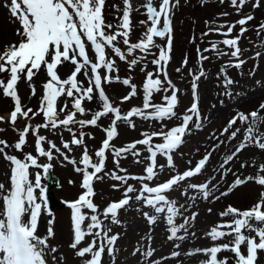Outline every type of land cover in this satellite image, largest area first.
I'll use <instances>...</instances> for the list:
<instances>
[{"label":"snow or ice","instance_id":"snow-or-ice-1","mask_svg":"<svg viewBox=\"0 0 264 264\" xmlns=\"http://www.w3.org/2000/svg\"><path fill=\"white\" fill-rule=\"evenodd\" d=\"M220 2L223 3L224 0H220ZM246 3L247 0H230L231 6L237 12ZM105 4L106 0H10L6 5L14 20L19 22L20 27L16 29L15 34L20 39L18 42L5 45L3 50H0V74L7 75L6 82L4 79H0V90H2L4 97H10L13 101V108L7 121L3 116H0V122L12 125L13 130L18 132V140L14 145H9L7 141L0 139V155L10 166L7 176L8 184L0 182V264H47L46 257L49 254H53L52 260L57 262V257L54 254L58 249L48 244V240L55 236L54 219L47 221L45 235L38 234L39 218L43 212L47 211V199L41 181L46 178L49 169L53 167L50 162L55 158L54 152L74 166L77 165V161L62 152L52 141H47L48 149L46 150L43 146L46 137L38 134L40 128L57 129L60 126L65 127L72 134V139L70 143L62 141V147L71 151L70 144L84 145V133L81 132L77 137L69 125L78 124L81 128L98 126V121L102 117L111 115L110 124L103 128L105 138L94 152L96 162L93 161L85 145L78 161L80 166L74 168L77 173H82V180L79 185L82 192L77 199L65 201L71 210L72 241L69 247L74 250L76 257H89L83 259L82 264H102L105 252L114 264L119 234L110 235L111 229L105 227L104 220L110 219L113 224L120 223L118 210L129 205L132 199L129 196L130 193L137 192L134 197L135 200L152 209L154 213L152 215L148 212L143 213L149 225L155 224L158 217H163L168 226L167 239L169 241L185 240L189 222L194 221L198 215L193 213L190 217H184L183 223L177 224L176 218L181 214L180 207L166 193L172 191L181 182L199 175L209 161L211 153L199 159L194 167L170 175L167 180L156 183L155 186H150L149 183L144 182L155 180L165 167L173 169L175 166L172 153L183 143V138L190 131V123L195 119V127L199 129L202 126L198 98V81L205 76L202 65L198 72L189 70V75L192 77V103L182 114H177L175 111L179 102V89L172 84L167 73L173 39L172 9L178 6L179 0H160L158 8L154 6L153 0H145L141 7L144 9L143 14L146 15L147 19L140 21V23L148 26L136 43H130L129 40L131 32L130 15L133 10L131 0H122V16L119 18L120 22L115 25L117 31L111 33L105 31V29L110 30L114 27L104 20L103 9ZM258 6L259 0H256L253 7ZM113 7L118 6L113 5ZM222 15H227V13H222ZM252 19L251 15H247L236 21V24L241 26L239 36L225 38L219 42L231 48L230 53L221 51L217 42H211L208 48L203 49V52H216L218 56L230 55L232 58V61L221 68L220 74L224 77L223 84L226 89L224 95H230L227 89L234 83L227 76V69L230 67L240 68L244 63L240 59L241 50L238 41L239 37L247 31L243 26ZM223 27H227V32H221ZM234 27L235 25H217L209 27L208 31L201 35L208 36L211 33H216L228 37L233 32ZM260 28L264 29V25H261ZM118 37L123 38V44L127 46L129 56L133 55L136 50L144 54V56L127 61L129 70L137 65L140 59H144L152 48H158V55L151 61L156 66V71L155 73L147 72L142 84V106H134L124 114L119 107L110 102L102 87L104 83L113 82H120L129 87L130 91L121 98V104L137 96V86L131 84L129 78L121 81L118 76L110 75L115 71V61L108 58L106 48L111 49L113 55L121 61H126L125 53L114 43ZM154 38L166 39L167 43L164 46L156 45ZM89 45L94 53V61L88 55L87 46ZM197 52L201 62L208 59L200 49H197ZM259 55L260 53H256L257 57ZM65 63L74 67L70 74L62 79L58 74V67L65 65ZM186 65L187 58L182 61L181 67ZM42 68L46 72L47 80L42 85L43 95L40 99V106L36 111L31 108L25 110L18 95V83L21 78H24L28 82L31 94L35 95L36 89L32 81ZM101 69L105 70L104 75L101 74ZM176 71L180 72L181 68H177ZM81 74L87 78V87H83V82L78 80V76ZM160 76H163V80L159 78ZM165 83L167 87H165ZM161 92L164 93L161 97L162 103H153V94ZM169 92L170 95H168ZM94 94L98 96L100 101L99 110H96L90 119L77 120V113L83 116L87 111H90L83 107L82 102L85 100L92 101ZM62 96L71 98V110H69L67 103L58 108V99ZM30 113L32 116L42 114L44 123L36 125L35 128L26 124L22 130L15 129L14 126L18 118H30ZM61 113H66L63 119L59 118ZM133 118L155 121L175 118L180 123L171 128L162 125L159 131L142 132L141 139L129 142L123 147H115L111 142L119 135L118 122L123 121L127 127L135 129L136 125ZM237 121L247 125L243 140L231 154L226 156L221 165L222 168L249 145L264 150V131L260 130V126L264 124V103L260 104L257 110L248 114L238 112L228 121L221 134L223 135L232 129ZM239 132L240 129L236 128L231 132L229 139H235ZM30 133L35 137L36 155L31 152L23 153V148L27 144L26 137ZM154 138H159L161 142L153 143ZM137 145H143L148 153L144 158L147 161L144 167L145 174L129 176L126 174L127 169L120 167V160L131 154L134 162L141 163L142 161L139 159L141 152ZM9 147L21 152L23 159L9 154L6 151ZM108 152H111L113 156L116 169L119 172H124L125 175H119L117 171L105 172L106 153ZM158 154L165 158L166 165L157 164ZM39 157L46 158L48 162L38 163ZM189 163L191 164V162ZM33 167L42 170L36 172L34 181L30 179L31 173L29 171ZM244 167L246 165L242 163L241 168ZM101 173L110 175L111 179L123 184H126L129 179L141 181L140 188L137 190L132 185H127L123 198L110 202L100 212L92 198L96 194L93 187L94 182L104 179V176L100 175ZM247 182H254L264 187V164L259 166L254 176L244 178L237 176L232 185L229 186L228 191L221 193V195H227L232 189ZM69 183L74 182L69 180ZM112 187L117 188L118 185L114 184ZM187 188L199 192L204 199H208L211 195L210 183L207 181L200 184H188ZM37 189L39 195L36 194ZM181 195H187V193L181 191ZM48 215L51 216V213L48 212ZM219 215L222 222L214 224L205 232V236L213 242L224 240L226 237H231L230 240L224 243H214L208 247L195 248L184 253L172 251L170 258L175 259L183 254L189 257H206L201 259L198 264H257L258 252L264 251V191L260 192L257 202L250 208L240 210L229 205ZM101 216L104 219H101ZM224 217H231V219L224 221ZM245 231L254 233V235H245ZM181 232L185 234L179 235ZM86 237H92L91 241L86 246L79 247ZM148 240L151 241L150 236ZM242 246H246V254L242 251ZM173 247L180 249L181 245L174 244ZM223 251H228L233 256L220 258L218 254ZM137 254L144 258L145 264H148L154 255V249L150 246L136 248L132 255ZM63 260L64 257L60 256L59 261L62 262ZM151 264H160V262L151 261Z\"/></svg>","mask_w":264,"mask_h":264},{"label":"rangeland","instance_id":"rangeland-1","mask_svg":"<svg viewBox=\"0 0 264 264\" xmlns=\"http://www.w3.org/2000/svg\"><path fill=\"white\" fill-rule=\"evenodd\" d=\"M10 0H0V50H3L5 45L13 42H18L20 37L15 34L16 29L20 27L19 22L15 21L11 16L6 5ZM145 0H131L132 12L130 15L131 19V32L129 35L130 43H136L142 34L146 31L148 25H142L140 21L147 19L146 15L143 14L144 9L141 5ZM160 0H153L154 6L159 7ZM213 2L212 5H210ZM256 0H247V3L237 12V10L231 6L230 0H224L223 3L220 0H179L178 6L172 9L171 27H173V45L170 52V61L167 65V73L172 84L179 89L178 92V105L175 109L177 114L184 113L185 109L190 107L192 103V89L191 82L192 77L189 75V70L198 72L201 65L205 72V76L198 81V98H199V111L202 117V126L197 129L195 127V119L190 123V131L183 138V143L172 153L174 168H164L158 177L151 181H144L149 183L150 186H155L156 183L167 180L170 175L181 173L189 167H194L195 163L201 159L204 155L211 153L210 159L207 162L202 172L188 180L181 182L180 185L175 187L172 191L166 193V195L177 202L180 207L181 214L176 218V223H183L184 217H190L193 213L198 214L194 221H190L188 224V233L192 244L196 246L197 241L195 237L198 235L194 231H207L214 224L222 222V218L219 213L226 209L227 206L231 205L240 210H246L254 205L261 191H264V187H261L254 182H247L242 186L232 189L227 195H221V193L228 191L229 186L232 185L233 181L237 176L244 178L247 176H254L261 164H264V150H260L258 147L249 145L244 148L232 161L222 168L221 165L227 155L231 154L237 145L243 140L244 130L247 125L242 124L239 121L230 129L227 133L221 134L223 129L227 126L228 121L235 116L238 112L245 114L251 111L257 110L259 105L264 103V29L260 26L264 25V0H259V6L253 7ZM197 5L195 11L193 5ZM113 5L118 7L114 8ZM214 12V16H220L223 13L224 8H229L226 11L229 17H232L235 21V29L230 36L225 37L220 35L219 40H215L212 36L216 33H211L208 36H202L201 34L207 32L209 27H215L217 25H229L226 23V19H220L212 23V19L204 21L202 13L208 11V7ZM123 4L122 0H106V4L103 9V17L106 23L112 24V29H105L107 33L117 31L115 25L120 21L119 18L122 16ZM193 10L190 15L193 18H189V11ZM209 10V11H210ZM251 15L252 26L257 31V35L249 33L248 29L239 37L238 46L241 50L240 59L244 61L240 68L230 67L227 69V76L231 78L234 83L228 87L230 95H224L225 87L223 84L224 77L221 75V68L228 62L232 61L230 55L218 56L216 52H203V49L208 48L211 42H217L218 47L221 51L230 53L231 48L224 46L219 43L225 38H234L239 36L241 26L236 24L239 19ZM196 22L199 27L196 26ZM209 22V23H206ZM257 24H259L257 26ZM162 26V20H161ZM244 27V26H243ZM202 31V33L200 32ZM221 32H227V27L221 28ZM203 38H202V37ZM155 44L164 46L167 43L166 39L154 38ZM116 46L120 47L126 55V61H121L118 57L114 56L111 49L106 48L108 58L115 61V71L110 73L111 76H118L122 81L125 78H129L131 84L137 86V96L124 103H120L121 98L126 95L130 88L124 86L120 82L104 83L102 87L106 95L109 97L110 102L121 109L122 114L126 113L129 109L134 106H142V84L145 80L147 72L156 71V66L151 63L158 55V48H152L151 52L145 56L144 59H140L137 65L129 70L130 61L133 58H139L144 56L143 53L136 50L133 55L127 54V46L123 44V38L118 37L117 41L114 42ZM197 49L203 52V55L207 56L208 59L201 62L198 59ZM88 55L94 61V53L91 50L90 45L87 46ZM256 53H260L257 57ZM187 58V65L181 67L182 61ZM72 65L65 63V65L58 67V74L60 77L66 78L68 74L73 70ZM181 68L180 72L176 69ZM143 69V70H142ZM101 74H105V70L101 69ZM154 78L155 75H154ZM163 80V76L159 77ZM0 79L7 80L6 74H0ZM47 80L46 72L42 68L38 74L33 78L32 84L35 85L36 94H31L28 82L24 78L18 83L17 91L21 99V103L25 110L28 108L33 111L38 110L40 106V99L43 95L42 85ZM78 80L83 82L82 86L87 87V78L84 75H79ZM165 87L167 84L165 83ZM171 93L169 92L168 95ZM162 95L164 93H154L152 97L153 103H162ZM65 103L68 104L69 110H71V98L62 96L58 99V108L63 106ZM83 107L87 111L85 115L81 116L79 113L76 115V119H90L91 115L99 110L100 101L98 96L94 94L92 101H83ZM13 108V101L10 97L6 98L0 90V116L8 119V115ZM66 113L60 114V119H63ZM111 122V115L102 117L98 121V126H85L81 128L78 124L69 125V127L76 133L77 137L81 132L84 133V145L75 146L70 144L71 151L63 149L62 141L69 142L72 139V134L63 126L57 129H51L50 127L40 128L38 130L39 135L46 137V141L43 146L48 149L47 141H52L55 145L61 149L71 159L78 161L83 151V147L86 145L89 154L92 156L93 161L96 162L94 156L95 150L99 148L102 140L105 138L104 127H107ZM135 123V129L127 127V125L121 121L118 122L119 135L111 143L119 148L125 146L127 143L141 139L142 132H153L159 131L161 126L164 125L166 128H171L178 123L179 120L166 119L164 121L155 120H143L140 118H133ZM44 123V118L41 115L32 116L30 118H18L15 129L22 130L26 124L31 125L35 128L36 125ZM236 128L240 129L235 139H229L231 132ZM0 139L8 142L9 145H14L18 140V132L13 130V126L6 123L0 122ZM260 130L264 131V124L260 126ZM92 137V138H90ZM27 144L23 148V153L31 152L36 155L34 148L35 137L30 133L26 137ZM161 142L159 138H154L153 143ZM218 145V146H217ZM137 148L141 152L139 158L142 162H134V158L131 154H128L126 158L120 160V167L127 169V175L129 176H141L144 175V167L147 161L144 159L148 153L143 145H137ZM6 151L11 155H16L18 158L23 159V154L17 152L13 147H9ZM54 154V159L50 162L53 167L49 172L60 180L58 188L53 189V193L57 200L64 203V206L58 210H50L43 212L39 218L38 234L43 236L46 234L47 221L54 219L53 230L55 233L54 238L48 240L50 246L57 247L58 251L54 254L57 257V262L52 260V255L49 254L47 264H82L83 259L74 255V250L69 247L72 241L71 231V210L67 207L65 201H73L78 198V195L82 192L80 183L82 180V173H77L74 168L75 166L68 163L59 156L57 153ZM107 159L105 164V172L111 173L117 171L119 175H125L124 172H119L113 163V156L111 152L106 153ZM47 159L44 157L38 158V163H47ZM191 162V164L189 163ZM245 164L246 167L241 168V164ZM157 164H165L166 160L163 156L158 154ZM82 167V166H81ZM9 163L5 161L0 155V182L8 184L7 176L9 174ZM91 171V169H89ZM30 179L34 181L35 174L41 169L35 167L30 168ZM104 176L103 180L95 181L93 184L95 190V196L92 198L93 202L98 206L100 212L113 201H118L123 198L124 190L127 185H132L134 188L139 190L141 181L135 179L127 180L126 184L120 181L111 179L110 175ZM69 180L74 183L70 184ZM210 183L211 195L208 199H204L199 192H195L190 188H187L188 184L195 183L200 184L204 182ZM42 186L45 185V178L41 181ZM116 184L117 188L112 186ZM181 191H185L187 195H181ZM245 191V192H244ZM36 194L39 195V190H36ZM137 192L130 193L132 197L128 206L118 210L119 224L111 223L110 219L104 220L105 227L111 229V234H119V239L116 242V256L114 264H145L144 258L137 254L132 255V252L136 248L150 246L154 249V255L150 258L148 264L151 261L165 260L161 258H169V253L174 250V244H182L183 241L167 239V224L163 217H158L157 222L153 225H149L145 219L143 213L148 212L150 215L154 214L151 208L145 207L142 202L135 200ZM219 197V199H216ZM211 209V212H209ZM87 211V210H85ZM51 213V216L48 215ZM101 219H104L101 216ZM231 217H224L223 220H230ZM27 220V217H25ZM194 237H191V234ZM181 232L179 235H184ZM245 235H254V233H248L245 231ZM151 237V241L148 237ZM92 237H86L85 241L81 243L79 247H84L90 242ZM231 237H226L224 240L216 241L214 243H224L230 240ZM258 239V238H257ZM99 245V240L97 241ZM191 244V245H192ZM226 252V251H225ZM259 255V254H258ZM63 256L64 260L59 261V257ZM220 258L225 255L220 254ZM102 264H113V260L108 255H103Z\"/></svg>","mask_w":264,"mask_h":264},{"label":"bare ground","instance_id":"bare-ground-1","mask_svg":"<svg viewBox=\"0 0 264 264\" xmlns=\"http://www.w3.org/2000/svg\"><path fill=\"white\" fill-rule=\"evenodd\" d=\"M194 232L198 233V235L195 237V240L197 241L198 239H201V240L197 241L196 246H194V244H192V241L190 240L189 236H187V238L185 240H183V243L181 244L180 249L174 248L173 251H180L181 253H184V252H187V251L195 249V248L208 247V246H212L214 244V242L211 241L210 238H207L205 236V231H194ZM191 237H194V236L191 234ZM242 251L245 252V254H246V246H242ZM170 253L168 254L169 258H166L165 260L159 261L160 264H198V262L201 259L206 258L204 256H191V257H189V256L182 254L180 257L173 259V258H170ZM220 254L225 255L227 257H230V258L233 256V254L228 252V251H226V252L223 251V252L219 253V255ZM258 254L259 255H258L257 264H264V251H260V252H258Z\"/></svg>","mask_w":264,"mask_h":264},{"label":"trees","instance_id":"trees-1","mask_svg":"<svg viewBox=\"0 0 264 264\" xmlns=\"http://www.w3.org/2000/svg\"><path fill=\"white\" fill-rule=\"evenodd\" d=\"M199 1V0H198ZM203 1V0H202ZM213 4V2L210 4V5H212ZM196 7H197V5H193V9H194V11H195V16L197 15V14H199V13H196ZM210 6L208 7V11L207 12H203L202 13V15H203V19H202V23L204 24L205 22L204 21H206L207 20V17H208V19H212L213 21H212V23H214V25H215V21H219L220 19H223V18H225L226 19V23L227 24H229V25H235V21L233 20V18L232 17H229L228 15H220V16H214V12L212 11V10H210ZM228 10H230L229 8H224V10H223V13H225L226 11H228ZM193 13V10L191 9L190 11H189V15H188V17L189 18H193L192 16H190L191 14ZM262 14H263V16H264V11H262ZM196 26H198L199 27V25H198V23L196 22V24H195ZM259 24H257V26H258ZM244 27L246 28V29H248V31H249V33L250 34H252V35H257V31L254 29V27L252 26V22H247V24L246 25H244ZM233 29H235V27L233 28ZM201 33H202V31H200ZM202 37V36H201ZM203 38V37H202ZM216 38V37H215Z\"/></svg>","mask_w":264,"mask_h":264},{"label":"water","instance_id":"water-1","mask_svg":"<svg viewBox=\"0 0 264 264\" xmlns=\"http://www.w3.org/2000/svg\"><path fill=\"white\" fill-rule=\"evenodd\" d=\"M46 182H47V184H46V188H45V195H46V199H47V206L51 209L60 208L62 206V204L54 198L53 193L51 191L52 187H54V186L58 187V185H59L58 179L54 176H49L47 174Z\"/></svg>","mask_w":264,"mask_h":264}]
</instances>
